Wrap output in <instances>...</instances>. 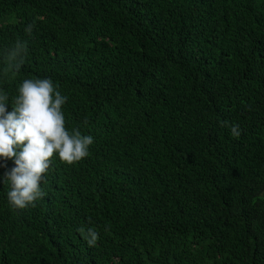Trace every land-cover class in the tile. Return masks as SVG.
<instances>
[{"label":"trees","instance_id":"obj_1","mask_svg":"<svg viewBox=\"0 0 264 264\" xmlns=\"http://www.w3.org/2000/svg\"><path fill=\"white\" fill-rule=\"evenodd\" d=\"M29 78L94 142L24 209L0 157V264H264V0H0L8 111Z\"/></svg>","mask_w":264,"mask_h":264},{"label":"clouds","instance_id":"obj_2","mask_svg":"<svg viewBox=\"0 0 264 264\" xmlns=\"http://www.w3.org/2000/svg\"><path fill=\"white\" fill-rule=\"evenodd\" d=\"M34 27L35 22L27 24L25 33L31 36ZM27 54V42L18 39L6 53L5 74L18 73ZM18 93L8 111L9 97L0 92V157L14 158L15 167L6 174L12 185L8 199L15 208L24 209L44 194L40 182L54 155L73 164L89 155L94 140L82 135L78 128L72 129L71 134L66 129L62 105L67 97L57 90L51 78L24 79ZM232 134L239 136L238 125L232 126ZM88 234L89 244H94L97 233L88 229Z\"/></svg>","mask_w":264,"mask_h":264}]
</instances>
